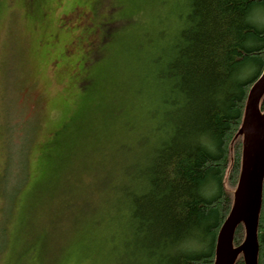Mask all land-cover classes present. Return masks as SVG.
<instances>
[{
	"label": "rangeland",
	"instance_id": "374dc122",
	"mask_svg": "<svg viewBox=\"0 0 264 264\" xmlns=\"http://www.w3.org/2000/svg\"><path fill=\"white\" fill-rule=\"evenodd\" d=\"M185 3L0 0V188L7 189L0 195V228L5 225L8 240L0 264H18L24 242L38 245L44 233L52 250L43 258L49 264H108V243L101 242L106 229L90 226L87 217L63 205L70 201L77 210L84 200L100 203L91 193L93 174L115 163L118 143L134 159L132 151L145 136L143 113L131 93L144 74L138 55L148 50L147 34L169 33ZM252 18L264 22L259 9ZM29 136L27 180L6 217L8 189L22 172L20 151ZM39 184L45 186L36 193ZM21 225L28 231L22 233ZM129 241L135 240H117L110 264L120 262ZM22 263L46 264L32 252Z\"/></svg>",
	"mask_w": 264,
	"mask_h": 264
},
{
	"label": "trees",
	"instance_id": "16d2710c",
	"mask_svg": "<svg viewBox=\"0 0 264 264\" xmlns=\"http://www.w3.org/2000/svg\"><path fill=\"white\" fill-rule=\"evenodd\" d=\"M184 7L169 33L147 34L148 50L138 55L144 74L138 75L131 93L143 113L145 136L132 151L134 159L118 143L115 163L93 174L91 193L100 203L84 200L77 210L70 201L63 205L70 213L87 217L90 226L106 229L101 242L108 243V264L118 253L117 240L130 236L135 241L124 243L117 264H213L216 236L232 206L247 95L264 70V22L252 18L256 9L264 16V0H186ZM260 109L264 111V95ZM30 136L20 151L22 172L13 191L8 189L6 217L27 180ZM44 186L39 184L36 193ZM6 190L0 188V195ZM47 209L52 213L51 204ZM20 231L28 229L21 225ZM244 236L239 224L234 246ZM257 236V264H264V180ZM48 238L44 233L38 245L24 242L16 253L18 264L30 252L49 264L43 259L52 252ZM7 243L3 224L0 252ZM234 264H245L242 254Z\"/></svg>",
	"mask_w": 264,
	"mask_h": 264
},
{
	"label": "water",
	"instance_id": "95a60500",
	"mask_svg": "<svg viewBox=\"0 0 264 264\" xmlns=\"http://www.w3.org/2000/svg\"><path fill=\"white\" fill-rule=\"evenodd\" d=\"M264 95V70L251 85L242 124V156L239 178L233 193L229 214L218 230L213 264H234L239 254L245 264H257V226L262 205L264 179V111L260 102ZM239 224L245 231L243 241L234 246L233 237Z\"/></svg>",
	"mask_w": 264,
	"mask_h": 264
},
{
	"label": "bare ground",
	"instance_id": "6f19581e",
	"mask_svg": "<svg viewBox=\"0 0 264 264\" xmlns=\"http://www.w3.org/2000/svg\"><path fill=\"white\" fill-rule=\"evenodd\" d=\"M264 180V179H263Z\"/></svg>",
	"mask_w": 264,
	"mask_h": 264
}]
</instances>
